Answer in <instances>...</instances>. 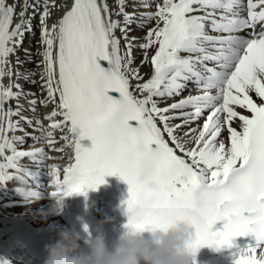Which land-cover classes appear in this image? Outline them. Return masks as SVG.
<instances>
[{
	"label": "snow or ice",
	"instance_id": "6c2138e0",
	"mask_svg": "<svg viewBox=\"0 0 264 264\" xmlns=\"http://www.w3.org/2000/svg\"><path fill=\"white\" fill-rule=\"evenodd\" d=\"M115 3L123 26L112 19L107 0L59 5L56 0H0V187L22 179L21 173L33 175L21 166L24 158L38 165L50 158L43 147L18 148L26 136L63 152L54 147V131L66 129L61 139L73 149V162L63 167L62 178L55 164L46 173L59 206L65 197L97 190L106 176L118 175L129 186L127 230L166 231L189 223L193 264L202 247L220 251L234 247V238L251 235L255 244L233 253L235 264H264V0H158L156 11L142 13L137 24L143 28L155 21L139 45L140 66L151 65L147 80L140 67H131L137 38L129 39L128 33L135 15L125 10L126 0ZM29 8L40 16L43 59L38 67L46 97L39 103L54 105L45 117L47 129L35 121L41 137L17 136L25 130L12 117L21 115V106L5 107L24 95L19 84L5 86L3 78L13 75L11 68L5 71L8 57L32 31ZM61 8L63 15L49 26L52 10ZM117 29L127 42L124 51ZM132 80L137 81L134 90ZM189 82L197 94L159 106L179 96ZM29 103L35 111L37 100ZM201 118L203 124H196ZM21 119L33 125L28 117ZM175 120L180 122L172 124ZM224 131L227 145L221 139ZM84 139L91 140L90 148L81 144ZM39 195L28 193L29 199ZM218 221L225 222L223 229L213 231ZM0 264L11 261L0 259Z\"/></svg>",
	"mask_w": 264,
	"mask_h": 264
},
{
	"label": "bare ground",
	"instance_id": "6f19581e",
	"mask_svg": "<svg viewBox=\"0 0 264 264\" xmlns=\"http://www.w3.org/2000/svg\"><path fill=\"white\" fill-rule=\"evenodd\" d=\"M9 4H13L15 0H7ZM23 0H20V3L22 4ZM110 8L112 9L113 15L112 19H118L121 21V24L123 26V17L122 16H116L115 12L118 10L117 5L115 3V0H107ZM158 0H126L125 10L129 13H134L135 19L134 21L129 25L130 32L128 33L129 39L132 37H136V41L133 44V50H132V56H133V64L131 65L132 68L140 67V73L143 75L144 80H147L151 76V65L150 64H144L142 67L141 60H142V50L140 49L139 45L143 43V37L147 33V31L155 26V21H148L145 23V26L143 28H138L137 24L140 22V17L142 13H152L156 11V3ZM29 3H35V0H29ZM41 3H43V0H41ZM56 3L62 4L63 0H56ZM147 4L148 7H144L143 5ZM42 10V9H41ZM21 11V7H16V12L19 13ZM64 9L61 8L59 10L53 9L52 15L48 19L47 23L50 26L51 24L55 23L62 15H63ZM28 17H32L31 24H32V31L26 32L24 35L23 43L20 45L14 54L10 55L8 57L9 64L5 66V71L8 70V68H11L13 75L11 77L5 75L3 78V84L5 86L9 85V83L12 84H19L21 86L22 92L24 95L21 96V98L17 100H11L8 103H6L5 107L11 106L13 109L16 108L17 104L21 106V115L19 117H12V119L20 120V126L25 130L23 132L17 131L15 134L17 136H25L26 133H31L32 137H41V132L38 130L37 125L35 124V121L39 119L43 127L45 129L48 128L50 121L45 119V117L53 110L54 105L51 103H48L47 105H42L39 103V101H42L46 97V91L42 89V80H41V73L43 71L42 66L38 67V65H41L42 56L39 55V53L43 50V46L40 43V23H39V12H34L33 8L28 9ZM20 17L17 15V17L14 20V24L19 22ZM27 19V18H26ZM116 36L120 38L121 41V49L122 51L125 50L124 46L127 43L123 39L122 33L117 29ZM27 50V52H26ZM154 49L150 50L148 52L149 57L154 53ZM17 60H19V63H17ZM16 73H19L20 75L17 76ZM34 73V75H32ZM28 77V79H25V77ZM31 81H35V83H32ZM134 86L137 83L136 80L131 81ZM191 88L194 90L193 94H197L196 89L191 86ZM13 91H17V89H13ZM31 94H35L34 96ZM139 95V93H135ZM186 95V93L184 94ZM32 99L37 100V104L35 105V111H32L31 108L33 107L30 105L29 101ZM177 100V97H173L171 99H167L166 101H163L159 104V106H163L166 104H170L171 102ZM242 114L246 115L247 112L244 109H237ZM207 114V113H206ZM205 114V115H206ZM21 117H28L33 121V125L29 126L27 123H25ZM57 119H60L57 117ZM180 121L175 120L172 121V124L179 123ZM196 124H203V118H201L199 121L196 122ZM196 124H193L192 127H196ZM237 128H239V122L237 121L234 125ZM187 131V129H181L178 133V135H182L183 132ZM67 130L65 129L63 132L60 130L54 131V139L56 141L54 147L55 148H61L63 147V152H58L55 150H51L50 147L47 145L46 141L44 139H32L31 137L26 136L25 143L23 145H18V148L21 150H32V149H39L41 147L44 148L45 152L47 153V156L50 158L44 159V162L41 164L43 168L47 171V166L50 165H58L61 168V178L63 176L62 169L63 167L67 166L70 162V157L72 155L71 147H65V141L61 139V136L66 135ZM11 135V134H10ZM184 139H187L185 137ZM221 139L225 142V144H228V133L227 131H224L222 134ZM192 145L189 143L188 147H191ZM30 158H24L21 160L22 163H29ZM15 182L13 179L9 182H7L6 186L1 187L2 189V196H6L8 199H15V196L12 195L13 193V187L15 186ZM54 188L51 186L50 180L46 181L45 184V190L48 192H51ZM54 203V198L44 200V199H29L26 198L23 200V202L20 205H7L5 207L6 210L12 212V213H18L21 215H28L31 217H34L38 214V210L43 208H49L50 204ZM49 222H54V226L51 228H56L58 226L56 219H50L46 221H40L42 225H45Z\"/></svg>",
	"mask_w": 264,
	"mask_h": 264
},
{
	"label": "clouds",
	"instance_id": "9594fccd",
	"mask_svg": "<svg viewBox=\"0 0 264 264\" xmlns=\"http://www.w3.org/2000/svg\"><path fill=\"white\" fill-rule=\"evenodd\" d=\"M60 211L55 202L47 211L38 210V215L46 221L49 215ZM110 222V218L106 217L104 223ZM145 232L149 233L147 238ZM56 237L54 243L45 247L42 264H193L194 260L189 247L194 229L187 222L176 223L166 231L127 230L111 251L103 230L90 235L86 250L81 246L80 232L74 228L59 229Z\"/></svg>",
	"mask_w": 264,
	"mask_h": 264
}]
</instances>
